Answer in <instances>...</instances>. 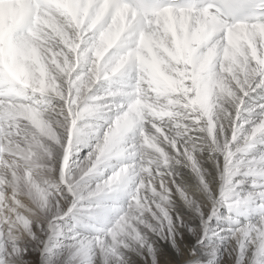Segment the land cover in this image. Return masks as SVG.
I'll use <instances>...</instances> for the list:
<instances>
[{
  "label": "clouds",
  "instance_id": "clouds-1",
  "mask_svg": "<svg viewBox=\"0 0 264 264\" xmlns=\"http://www.w3.org/2000/svg\"><path fill=\"white\" fill-rule=\"evenodd\" d=\"M0 264H264V0H0Z\"/></svg>",
  "mask_w": 264,
  "mask_h": 264
}]
</instances>
